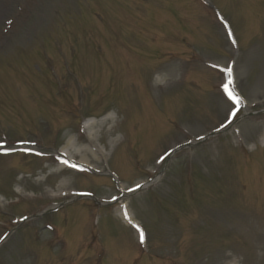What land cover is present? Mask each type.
Wrapping results in <instances>:
<instances>
[{"label":"rangeland","instance_id":"374dc122","mask_svg":"<svg viewBox=\"0 0 264 264\" xmlns=\"http://www.w3.org/2000/svg\"><path fill=\"white\" fill-rule=\"evenodd\" d=\"M209 1L237 47L202 0H0V144L42 154L0 156V264H264V0Z\"/></svg>","mask_w":264,"mask_h":264},{"label":"bare ground","instance_id":"6f19581e","mask_svg":"<svg viewBox=\"0 0 264 264\" xmlns=\"http://www.w3.org/2000/svg\"><path fill=\"white\" fill-rule=\"evenodd\" d=\"M158 83H161L162 82V79H159L158 81H157ZM110 119H106V120H104L103 122H99V123H97V122H91V123H88L86 126H85V128L87 129V130H89L87 133H85V139H86V141H87V143H88V147L86 148V150L87 151H89V150H91L90 151V153L91 154H93V155H95V154H97V153H103L102 151H99L98 149H97V147H96V145H95V141H98V139L100 138V136H99V128L103 125V124H105V123H107V121H109ZM113 133H114V129H113V127L110 129V131H108V134H109V136L111 137L112 135H113ZM74 143V142H73ZM110 143L111 144H113L114 145V143H115V140L114 139H112L111 141H110ZM69 144H71V143H69ZM103 149L105 150V147H103ZM63 153L65 154V155H67V156H69V151H67V150H64L63 151ZM89 158L88 157H84L81 161H80V165H84V166H87V167H89V168H92L91 166H89V160H88ZM94 160H96L97 161V159H94ZM129 215V214H128Z\"/></svg>","mask_w":264,"mask_h":264},{"label":"snow or ice","instance_id":"6c2138e0","mask_svg":"<svg viewBox=\"0 0 264 264\" xmlns=\"http://www.w3.org/2000/svg\"><path fill=\"white\" fill-rule=\"evenodd\" d=\"M10 23V22H9ZM229 36H231V33H229ZM233 43H235V41L233 40ZM227 71V74H228V82L226 84L223 85L224 87V91L226 93V95L228 96V98L230 100L233 101L234 104H240L241 102V97L239 95H237L233 90H232V86L234 85V82L232 80V69L231 68H227L226 69ZM238 111V108L236 110H233L231 112V115L234 117L236 115V112ZM198 139H203V137H198ZM3 146L0 145V148H2ZM64 163H68L67 161H64ZM72 167H76L75 165H72ZM139 187V186H138ZM115 199V198H114ZM140 241L141 243H143L144 241V233L143 231L141 230L140 231Z\"/></svg>","mask_w":264,"mask_h":264}]
</instances>
